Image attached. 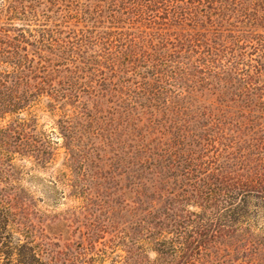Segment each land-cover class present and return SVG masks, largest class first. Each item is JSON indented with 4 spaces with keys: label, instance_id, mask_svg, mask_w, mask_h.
<instances>
[{
    "label": "trees",
    "instance_id": "obj_1",
    "mask_svg": "<svg viewBox=\"0 0 264 264\" xmlns=\"http://www.w3.org/2000/svg\"><path fill=\"white\" fill-rule=\"evenodd\" d=\"M44 98L73 108L51 189L136 218L139 264H264V0H2L0 121ZM16 121L0 125V240L27 206L15 155L54 156Z\"/></svg>",
    "mask_w": 264,
    "mask_h": 264
},
{
    "label": "rangeland",
    "instance_id": "obj_2",
    "mask_svg": "<svg viewBox=\"0 0 264 264\" xmlns=\"http://www.w3.org/2000/svg\"><path fill=\"white\" fill-rule=\"evenodd\" d=\"M12 25L20 28L25 23L14 21ZM171 29L170 33H190L188 27ZM28 49L34 50L32 47ZM210 101L217 109L219 105L213 99ZM48 102L44 98L0 121L3 126L25 118L31 124V133L44 135L54 143L50 150L51 158L54 156L48 163L37 162L28 155H15L17 168L14 175L23 190L18 197L27 206L16 210L15 217L6 224L8 229L0 240V264H139L136 256L142 253L140 248L148 246L140 241L138 248L130 242L132 237L139 238V227L133 223L136 218L123 212H116L112 218L107 211L96 207L86 210L82 207V198L66 186L51 189L49 182L57 178V172L67 171L69 174L67 165L71 166L72 158L67 154L68 145L56 134L59 132L58 122L73 108L63 110L61 114ZM74 145L80 143L77 141ZM34 177H38L37 184L33 182ZM128 250L135 255H129ZM146 250L151 263L157 258L156 254L151 248Z\"/></svg>",
    "mask_w": 264,
    "mask_h": 264
}]
</instances>
